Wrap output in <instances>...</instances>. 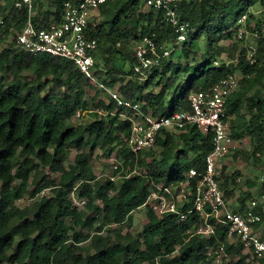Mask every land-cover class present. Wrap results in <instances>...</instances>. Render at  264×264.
<instances>
[{"label": "trees", "instance_id": "1", "mask_svg": "<svg viewBox=\"0 0 264 264\" xmlns=\"http://www.w3.org/2000/svg\"><path fill=\"white\" fill-rule=\"evenodd\" d=\"M34 2L36 27L61 20L64 0H49L48 8L41 0ZM257 2L259 14L249 10ZM99 11L100 19L88 27L99 42L94 72L112 88L120 82L121 95L139 101L147 113L187 110L192 92L209 89L241 69L240 86L226 101L229 132L236 141L249 134L250 155L264 158V97L254 90L264 78V35L252 42L258 52L254 63L246 57L252 43L244 44V36H238L242 14L248 12L251 32L264 20V0H183L180 16L191 24L181 43L186 61L168 55L144 81L135 73L137 59L130 45L149 35L159 47H170L177 38L173 27L162 12L145 9L143 0H108ZM26 20V8L17 7L15 0H0V264H213L207 249L221 242L228 253L221 264H245L251 253L230 242L226 226L213 216L214 232L206 235L197 232L203 220L196 212L182 220L178 213L159 214L146 203L156 185L186 180L191 168L204 169L211 136L192 125L164 129L152 148L134 153L126 143L131 123L108 97L99 100L91 120L72 122L79 110L81 116L92 109L85 92L91 82L73 61L32 55L19 45L16 37ZM222 40L232 43L225 47ZM225 52L227 58L216 64ZM72 146L75 158L67 164ZM98 147L119 157L115 173L122 176L121 183L95 173L91 154ZM232 154L237 157L239 147ZM225 167L217 179L227 202L237 192ZM48 168L60 173L57 182ZM46 188L50 194L38 197ZM71 194L86 199L85 205L78 206ZM251 196L240 192L233 209L245 212ZM26 198L31 201L18 203ZM142 207L147 220L135 233L133 214ZM180 207L190 210L192 199ZM257 210L261 221L254 228L264 236L263 206Z\"/></svg>", "mask_w": 264, "mask_h": 264}, {"label": "built area", "instance_id": "2", "mask_svg": "<svg viewBox=\"0 0 264 264\" xmlns=\"http://www.w3.org/2000/svg\"><path fill=\"white\" fill-rule=\"evenodd\" d=\"M107 1L64 0L60 21L52 22L48 27H36L34 0H15L17 7L27 9V20L18 32L16 41L32 55L48 53L73 61L91 84L106 91L107 97L113 100L118 108L123 109L121 116L131 123L126 143L134 153L152 148L158 134L164 129L182 130L192 125L204 134L210 135L212 149L205 157L204 169L199 171L191 168L186 180L168 185H156L146 203L159 214L178 213L182 220L188 212H196L203 220L197 226V232L206 235L214 232L215 223L210 220L213 216L218 223L226 226L230 242L240 243L245 251L251 253L257 264H264V236L254 228V225L261 221V214L257 210L259 202L252 199L245 212L230 208L217 179L220 162L238 148L237 141L229 132L226 101L231 92L240 86V77L232 73L209 89L192 92L189 96L190 108L187 110L162 116L145 112L139 101L124 98L118 90L100 81L95 75V53L99 42L95 36L88 33V27L93 12L99 10ZM143 2L147 9L162 12L177 35L175 43L170 47H159L149 35L137 41L134 47L137 59L134 70L140 80L144 81L148 78L149 70L153 65L159 64L163 58L170 55L177 44L187 40L191 24L180 16L179 7L183 0H143ZM247 17L248 12L239 18L240 38L248 31ZM251 33L255 37L264 35V20ZM257 54V46L254 43L250 44L246 55L250 63L256 61ZM215 63L219 62L216 60ZM99 111L103 112L100 109ZM80 114L79 110L77 116ZM191 179L198 181L193 184ZM190 199H192V208L182 211L180 205L189 202ZM75 200L80 207L86 203V199ZM207 254L213 264H221L228 256L225 242L210 246Z\"/></svg>", "mask_w": 264, "mask_h": 264}, {"label": "rangeland", "instance_id": "3", "mask_svg": "<svg viewBox=\"0 0 264 264\" xmlns=\"http://www.w3.org/2000/svg\"><path fill=\"white\" fill-rule=\"evenodd\" d=\"M41 2L44 4L46 8L49 7L48 3L49 0H41ZM145 9L147 7L145 6ZM250 11L259 14L261 10V5L259 2L254 3L253 6L249 8ZM101 12L99 10H96L93 12L92 17L90 21H96L100 19ZM12 37L7 39V43H11ZM255 40V36L252 35L251 31H247V33L244 35V41L242 43H252ZM239 41V45H242ZM120 43V44H119ZM117 45L122 49L124 47V44L120 41ZM221 43L225 47H229L232 43L231 40H222ZM134 51L135 43L133 45H130ZM129 46V47H130ZM182 44H177L175 51L172 55V59L174 61H182L184 63L186 61L185 57L182 55ZM169 55V56H170ZM165 57L162 61H165L169 58ZM221 58H227V53H223L220 58L217 59L218 62H220ZM235 73L241 78H243V74L241 69L236 68ZM96 75V74H95ZM98 78V76L96 75ZM99 79V78H98ZM100 80V79H99ZM102 81V80H100ZM120 82L116 84V86L113 87V89L119 88ZM259 89L262 94L261 96L264 97V78L262 79L261 83L254 86V90ZM86 92V99L88 103L90 104V107L92 109L90 111H86L81 116L74 117L72 122H87L91 120V114H93L94 111H97V103L99 100L107 99V92L100 89L99 87L95 86L94 84H89L85 88ZM102 110V109H101ZM247 113V110L244 111ZM237 144L240 149V154L237 157H234L233 154L229 155L227 158H225L223 161L220 162L218 165V170L221 171L223 169V166L225 167V175L231 179L235 184V189L237 192L236 196H233L228 199V206L233 209L234 205L236 204V200L238 198V195L240 192H251L252 196L251 198H248L249 202L251 199H256L260 205L263 206L264 209V187H263V178H264V158H261L257 160L256 158L252 157L250 155V151L253 148L252 146V140L249 134L246 132L241 135L240 138L237 139ZM76 149L72 146L69 148V154L68 158L66 160V163H70L74 161L75 158ZM91 160H92V166L95 171V173L99 177H107L110 176L114 178L118 183H121L122 176L120 174L115 173V170H117L116 165H120L121 162L119 160V157L116 155V153H113L111 156L106 155L101 148H97L95 151L91 154ZM142 170V169H140ZM237 172V174H235ZM48 173L52 179L53 182H57L60 178V173L53 171L52 169L48 168ZM50 194V189L46 188L44 189L38 197H42L43 195ZM71 198L76 203V198L74 194H71ZM31 199L26 198L24 200H19V204H24L30 202ZM147 220V214H146V208L142 207L140 209L135 210L133 214V225L131 227V230H133L135 233H139L143 230V226ZM264 227V225H263ZM129 228L127 225L125 226V230ZM247 262L245 264H257V261L252 257L251 254H247ZM147 264V263H144Z\"/></svg>", "mask_w": 264, "mask_h": 264}]
</instances>
